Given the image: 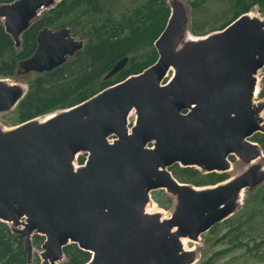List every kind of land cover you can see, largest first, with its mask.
<instances>
[{
	"label": "water",
	"instance_id": "1",
	"mask_svg": "<svg viewBox=\"0 0 264 264\" xmlns=\"http://www.w3.org/2000/svg\"><path fill=\"white\" fill-rule=\"evenodd\" d=\"M59 1L0 3L1 24L16 48L42 10ZM169 6L153 64L74 106L0 127V221L25 237L28 264L36 234L44 237L41 264L62 260L71 243L90 253L85 264H192L194 255L180 239L195 240L227 219L243 190L264 181V164L205 186L179 182L170 172L179 164L223 173L231 155L264 156L251 139L263 130L254 93L264 66V17L248 11L193 37L188 8ZM182 34L191 39L183 43ZM83 46L67 26L41 28L15 75L51 71ZM127 60H118L106 77ZM26 90L0 78V112L12 110ZM79 153L86 154L83 164ZM159 189L176 195L169 217L145 212Z\"/></svg>",
	"mask_w": 264,
	"mask_h": 264
},
{
	"label": "trees",
	"instance_id": "2",
	"mask_svg": "<svg viewBox=\"0 0 264 264\" xmlns=\"http://www.w3.org/2000/svg\"><path fill=\"white\" fill-rule=\"evenodd\" d=\"M12 1L0 0V3ZM209 1L188 0L192 15L191 33L205 35L222 29L239 15L248 12L254 4H258L264 14V0H224L232 11L231 18L220 27L207 29L205 24L209 22L197 17L196 11ZM169 15L167 0H61L54 7L43 10L22 34L20 48L14 46V41L0 22V78L15 75L17 62L34 51L36 35L41 28L67 26L74 37L84 40V46L62 65L28 76L26 93L11 110L14 124L81 103L153 64L158 57L154 42L164 29ZM124 57L128 58L124 66L106 77L115 63ZM261 85L258 95L264 98V75ZM252 139L258 142L264 153V133H255ZM85 158V153L79 154L77 163L83 164ZM169 170L179 182L194 186L213 185L227 179L225 172L203 173L195 167L179 164H173ZM164 192L163 189L153 191L152 199L160 207L168 208L172 200ZM221 223L212 226L209 232H213ZM223 223H227L229 230L217 238L221 241L228 237L225 242L227 248L215 251L212 258L217 255L219 258L242 247L249 250L248 253L259 251L264 246V229H258L264 225V183L254 190L240 213L223 220ZM43 241L42 235L32 236V246L36 248H40ZM251 241L252 247L249 246ZM63 254V264H85L90 259L88 251L73 243L63 247ZM210 261L206 260L205 264ZM32 263L38 264L39 261L35 258ZM0 264H28L19 234L12 233L10 226L2 221Z\"/></svg>",
	"mask_w": 264,
	"mask_h": 264
},
{
	"label": "rangeland",
	"instance_id": "3",
	"mask_svg": "<svg viewBox=\"0 0 264 264\" xmlns=\"http://www.w3.org/2000/svg\"><path fill=\"white\" fill-rule=\"evenodd\" d=\"M167 2H168V5L169 3H171L172 5L182 3L185 7H187L188 16H189L188 34L193 35V37L203 36V35H196L190 32L191 31L190 26L192 24V15H191V9L189 7L188 0H167ZM260 10H261L260 6L258 4H254L253 7L249 10V12H254L258 14L260 18H263L264 14ZM196 16L200 17V19L204 22H209L205 24V27L207 29H211V28L220 27L224 23L228 22V20L232 16V11L229 10V8L227 7V4L224 3V0H210L202 8L196 11ZM0 22H1V18H0ZM214 31H218V30L216 29ZM214 31H211V32H214ZM188 41L189 40H183L182 42L186 43ZM32 73L33 72H30V73H27L21 76L14 75L13 77L8 78V79L12 83L21 85L25 89L26 80L28 76ZM172 73H173L172 69L168 71L167 76L165 78L166 81L172 76ZM263 75H264V66L258 71L259 79L262 78ZM258 93L259 92H257L256 95L254 96V103L262 107L259 112V117H260V122L262 124L263 130L262 132H257V133H264V98H261L258 95ZM134 117H135L134 115L129 116L128 122L132 123L134 120ZM15 125L17 124H14V120L12 119V116H11V110L0 112V127H2V129L6 130ZM229 160L231 163L230 168L225 172L227 174V179L238 176L239 174L246 171L249 167H251L254 164H264V156H261L255 161H247L244 158L231 155L229 157ZM263 183L264 181L260 184L262 185ZM260 184L256 188L260 187L261 186ZM254 190H248V188H245L243 190L240 200L238 201L233 213L229 217H232L241 212L244 204L246 203V200L252 196ZM164 193L172 200L171 205H169L168 208L167 207L163 208V207H160L158 204H156V202H154L153 206L150 207L151 213L158 212L162 218L169 217L173 213V210L176 204V195L170 194L168 192H164ZM151 196H152V192H151ZM159 197L162 200H164L162 195H159ZM221 222H219L221 224H218L217 229H215L213 232H209L208 230L202 233L197 239L195 240L191 239V241L187 242L186 250L190 251L194 255L193 256L194 260L192 264H205V261L208 259L211 260L208 264H264V246H262V248H260L259 251H253L250 253H248L249 250H247L245 247H242L241 249L231 250L219 258H218V255L212 258L215 251H218L221 249L223 250L224 248H227V245H225V242L228 240V237L224 238V240L221 239V241L218 238H220L222 235H225L228 232L229 226H227V223H223V221ZM10 227L13 228V225L10 224ZM258 229L262 231L264 229V225L259 226ZM24 238L25 237L22 236V239ZM257 241H259V239H257ZM249 246L250 247L253 246V241L250 242ZM32 247H33L32 255H31L29 264H33L32 260H34L35 258H37V260L39 261L38 264H41V258L39 255V253L41 252V247L40 248H36L34 246ZM64 260L65 258H62V260L56 261L54 264H63Z\"/></svg>",
	"mask_w": 264,
	"mask_h": 264
},
{
	"label": "bare ground",
	"instance_id": "4",
	"mask_svg": "<svg viewBox=\"0 0 264 264\" xmlns=\"http://www.w3.org/2000/svg\"><path fill=\"white\" fill-rule=\"evenodd\" d=\"M249 16L250 17H259V15L258 14H256V13H254V12H249ZM260 18V17H259ZM181 39H183V40H190L191 38H189L188 37V35L187 34H182V37H181ZM256 94V91H255V93H254V95ZM255 104V103H254ZM132 115H134L133 114V111L129 114V116H132ZM241 195V194H240ZM145 212L146 213H151V211H150V207L149 206H147L146 205V209H145ZM172 231H174V228L172 229ZM181 240V243H182V246H183V249H185L186 250V245H187V242L188 241H191V239H189V238H187V237H184V238H181L180 239Z\"/></svg>",
	"mask_w": 264,
	"mask_h": 264
}]
</instances>
